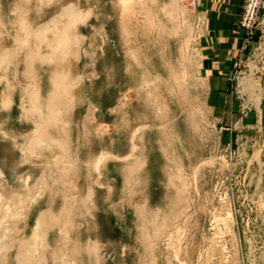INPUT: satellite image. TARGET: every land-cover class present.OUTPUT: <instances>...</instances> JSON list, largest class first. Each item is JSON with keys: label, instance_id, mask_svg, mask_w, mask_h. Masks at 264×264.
<instances>
[{"label": "rangeland", "instance_id": "rangeland-1", "mask_svg": "<svg viewBox=\"0 0 264 264\" xmlns=\"http://www.w3.org/2000/svg\"><path fill=\"white\" fill-rule=\"evenodd\" d=\"M251 1L0 0L5 264H264Z\"/></svg>", "mask_w": 264, "mask_h": 264}, {"label": "bare ground", "instance_id": "bare-ground-1", "mask_svg": "<svg viewBox=\"0 0 264 264\" xmlns=\"http://www.w3.org/2000/svg\"><path fill=\"white\" fill-rule=\"evenodd\" d=\"M66 12H69L72 15V17L70 18L71 20V25L75 23L76 21V13L74 12V9L73 8H69L68 10H65ZM54 39L52 40L53 42H55V48H53V52L55 53L56 51H58L57 49H60L62 48V50H64L66 48V46L70 43L71 41V34H70V29H68L67 27L66 28H63L62 30H56L54 32ZM52 42V43H53ZM51 43V44H52ZM33 50V49H32ZM30 56L34 58V56H40V54H33V53H30ZM65 77L62 76V77H57L55 79V87H54V91L52 92L51 91V95L49 96V102H48V105L50 106H55L57 104V102L59 101L60 97H61V94H62V90L65 88ZM65 90V89H64ZM39 94V93H38ZM32 95V98L34 99L33 103H34V106L33 107H36L38 108L39 107V100H38V95L35 97L36 93H31ZM35 97V98H34ZM32 103V105H33ZM42 115V113H41ZM35 141V139H34ZM37 195L33 196V198H36ZM47 212V211H46ZM14 214L13 212H6L5 215H2L1 216V220H0V223H3L5 225L4 227V235H6V230H7V223L9 221L10 218L14 217ZM46 215H42L39 219V223L40 225H42L43 227L46 226ZM49 219V217H48ZM25 245L24 241H21L20 242V245H19V250L20 252L22 251L23 249V246ZM19 252V255H21ZM0 254H1V249H0ZM1 256V255H0ZM33 261H31L30 259H27L25 260V264H32ZM0 264H5V262H3L0 258Z\"/></svg>", "mask_w": 264, "mask_h": 264}, {"label": "built area", "instance_id": "built-area-1", "mask_svg": "<svg viewBox=\"0 0 264 264\" xmlns=\"http://www.w3.org/2000/svg\"><path fill=\"white\" fill-rule=\"evenodd\" d=\"M264 5V0H252L251 1V4L249 5V8H248V17H250V19H252L255 14L257 13V7L260 6V5Z\"/></svg>", "mask_w": 264, "mask_h": 264}, {"label": "crops", "instance_id": "crops-1", "mask_svg": "<svg viewBox=\"0 0 264 264\" xmlns=\"http://www.w3.org/2000/svg\"><path fill=\"white\" fill-rule=\"evenodd\" d=\"M222 38H226V39H227V37H225V35H224V34L221 36V40H222Z\"/></svg>", "mask_w": 264, "mask_h": 264}]
</instances>
